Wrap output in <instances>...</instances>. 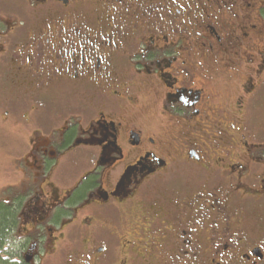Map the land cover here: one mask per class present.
<instances>
[{
  "label": "flooded vegetation",
  "instance_id": "1",
  "mask_svg": "<svg viewBox=\"0 0 264 264\" xmlns=\"http://www.w3.org/2000/svg\"><path fill=\"white\" fill-rule=\"evenodd\" d=\"M0 138V264H264V0H0Z\"/></svg>",
  "mask_w": 264,
  "mask_h": 264
},
{
  "label": "rangeland",
  "instance_id": "2",
  "mask_svg": "<svg viewBox=\"0 0 264 264\" xmlns=\"http://www.w3.org/2000/svg\"><path fill=\"white\" fill-rule=\"evenodd\" d=\"M8 142H9L8 138H0V143L7 144ZM0 151H1V154H0V187H1L9 179V177L7 175H5L4 171H5V169H8V166L12 167V164H11V162L9 163V161H8L9 149L8 148H3V149L1 148ZM10 180L12 181L13 179L10 178Z\"/></svg>",
  "mask_w": 264,
  "mask_h": 264
},
{
  "label": "trees",
  "instance_id": "3",
  "mask_svg": "<svg viewBox=\"0 0 264 264\" xmlns=\"http://www.w3.org/2000/svg\"><path fill=\"white\" fill-rule=\"evenodd\" d=\"M11 220V217L9 215L7 216H0V238L3 237V235L6 233L9 228L6 226V223L3 224L4 221H9Z\"/></svg>",
  "mask_w": 264,
  "mask_h": 264
}]
</instances>
